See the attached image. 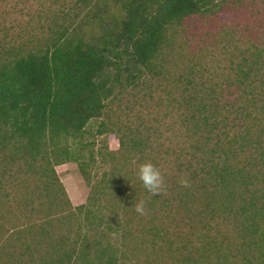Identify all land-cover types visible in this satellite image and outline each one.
<instances>
[{
	"label": "trees",
	"instance_id": "obj_1",
	"mask_svg": "<svg viewBox=\"0 0 264 264\" xmlns=\"http://www.w3.org/2000/svg\"><path fill=\"white\" fill-rule=\"evenodd\" d=\"M258 17L264 0H0V264H264ZM138 106L164 125L130 119ZM109 133L118 153L87 142ZM97 156L112 162L101 178ZM146 162L162 194L143 187ZM67 163L92 185L86 205Z\"/></svg>",
	"mask_w": 264,
	"mask_h": 264
},
{
	"label": "rangeland",
	"instance_id": "obj_2",
	"mask_svg": "<svg viewBox=\"0 0 264 264\" xmlns=\"http://www.w3.org/2000/svg\"><path fill=\"white\" fill-rule=\"evenodd\" d=\"M256 12V11H255ZM222 20L226 23H229L230 25L233 24H241V21L243 22V20L239 19L235 13H226L224 15H222ZM260 19V24L264 23V17H258V18H252L251 20H257ZM244 23V22H243ZM252 23V22H251ZM245 24V23H244ZM243 24V26H245ZM211 33L213 32H218V27L216 25H212L209 27L208 29ZM254 32H257L254 30ZM250 99L255 100L253 97H251V94L246 93L244 94L243 98H242V104H246L249 105L250 104ZM259 102L260 99H257ZM264 101V100H263ZM150 110L147 109V107L141 108L138 106V108L134 109L133 112H130L129 115H131L132 120H134L135 122H137L138 120V116H140V113L142 114V117L146 116V118L152 114V117H150L149 119H151V121L148 123V126H153L155 128H161L164 125L165 120L161 119L160 116H156L155 110L152 106L149 108ZM147 111L150 113L148 115ZM154 114V115H153ZM158 114V113H156ZM159 115V114H158ZM121 118H125L128 115L122 116V113L120 111L117 112L116 116L113 118V122L116 121V119L118 117ZM153 117L155 118L153 120ZM148 119V120H149ZM169 121V120H167ZM98 128V124H96L95 126V131ZM89 141H95L96 143V147H95V151H103L105 154L108 153H118L120 150V142L119 139L117 138L116 135L109 133L106 134L104 136H97L96 139L94 138H90L87 140V142ZM107 146L104 148V146ZM89 149V148H88ZM86 150L84 152V155L86 156V158L90 156V149ZM112 169V162L111 161H101V158L99 156H97V163L95 165H92L90 171L92 172L93 177H95L96 175L100 176L99 178H101V175L104 174L105 172H108ZM56 171L57 174L60 178V180L62 181V183L64 184L66 191L69 195L70 200L72 201L74 207H80L83 205H86L88 202V199L90 197L91 191H92V185L87 183L86 180L84 179L80 168L78 165L74 164V163H67V164H63V165H59L56 167ZM96 176V177H98ZM27 205H23V207H26ZM29 207V206H27ZM187 221L188 219L185 218ZM190 221H188L187 225H184L182 227L179 228V232L182 234V232H186V234L188 233V230H190V232H192V229L190 225ZM193 224V222H192ZM227 224H225L226 226ZM218 227L220 225H217ZM223 231L220 232L219 235H224V236H233L231 229L230 228H223ZM176 232V231H174ZM218 232V231H217ZM216 232V233H217ZM233 238V237H232ZM158 261V258L154 261L153 264H155V262ZM142 264H146V261L143 262ZM152 264V263H151ZM169 264H171V262H169Z\"/></svg>",
	"mask_w": 264,
	"mask_h": 264
},
{
	"label": "clouds",
	"instance_id": "obj_3",
	"mask_svg": "<svg viewBox=\"0 0 264 264\" xmlns=\"http://www.w3.org/2000/svg\"><path fill=\"white\" fill-rule=\"evenodd\" d=\"M139 179L143 187L152 195L162 194L165 187L164 176L160 169L151 162L143 163L139 166ZM181 185L185 188L190 187L188 180H182ZM135 210L137 213L145 214V202H135Z\"/></svg>",
	"mask_w": 264,
	"mask_h": 264
}]
</instances>
